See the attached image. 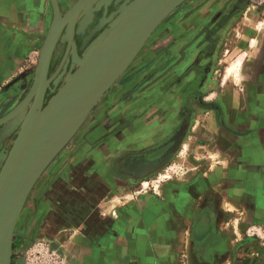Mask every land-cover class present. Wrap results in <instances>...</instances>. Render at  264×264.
<instances>
[{"label": "rangeland", "instance_id": "rangeland-1", "mask_svg": "<svg viewBox=\"0 0 264 264\" xmlns=\"http://www.w3.org/2000/svg\"><path fill=\"white\" fill-rule=\"evenodd\" d=\"M36 19L32 17V24ZM260 24L264 0H186L175 8L38 179L15 228L11 264H77L72 246L83 231L75 229L90 215L112 218L106 209L112 211L115 202L119 214L126 212L128 193L157 196L161 184L176 180L188 186L200 182L201 197L210 199L200 209L208 213L204 221H191L189 245L223 250L216 253V264H264V217L255 216L253 205L257 193L264 203V169L260 172L250 161L254 154L241 156L245 160L240 164L242 158L225 161L212 147L223 134L237 131L239 121L252 124L250 133L255 123L264 124ZM45 39L40 36L41 42ZM39 54L23 63L25 70L15 83L34 73ZM177 66L184 69L178 72ZM65 73L56 88L72 75ZM163 130L166 135L160 136ZM175 138L181 139L178 149L162 167H147L139 176L126 171L135 169L133 156L151 153ZM114 192L120 202L110 199ZM240 194L249 197L246 208L224 206L228 197L237 201Z\"/></svg>", "mask_w": 264, "mask_h": 264}, {"label": "crops", "instance_id": "crops-1", "mask_svg": "<svg viewBox=\"0 0 264 264\" xmlns=\"http://www.w3.org/2000/svg\"><path fill=\"white\" fill-rule=\"evenodd\" d=\"M49 3L51 0H0L1 102L17 95L20 88L15 82L17 77L21 78L22 71L25 70L23 63L27 62L34 53L40 52L45 44L46 39L41 42L40 36L44 35L47 38L52 25L53 18L49 13ZM33 16L37 17L35 24H32ZM182 67L177 66L176 71L184 69ZM34 69L37 70V67ZM33 74H35L34 83L36 72ZM236 79H241L240 73ZM251 125L246 121L234 124L237 131L223 134V137L219 138L220 142L214 141L216 143L212 145L213 152L221 155L228 162L231 161L230 156L248 158L254 154L255 158L249 160L255 163L256 167H260L261 172L264 169V124L255 123L254 130L250 133L247 129ZM164 135H166L165 130L161 131L160 136ZM122 140L125 141V138ZM173 142L175 139L168 142V148ZM164 149L167 152L166 147ZM164 149H160L155 154L135 155L130 160V164L139 172L147 167L156 166L165 159ZM244 158L239 161L240 164L244 162ZM146 160L149 163L145 166ZM126 170H130L133 175L142 174L136 173L129 167ZM119 182L117 179L113 181L116 188L119 187ZM199 184L200 182L188 186L182 180L161 184L160 189L157 188L159 193L157 196L143 194L139 198H134L124 213L119 214L117 208L116 214H113L111 209H106V213L118 218L103 219L93 213L86 219L81 229H75L76 232L83 231L78 236L77 243L72 246V252L77 257V264H216V253L219 254L223 250L197 248L193 244L189 245L187 241L191 221L199 219L204 221V215L208 214L204 209L200 210L201 206L203 207L204 203L207 204L210 199L206 196L201 197L198 190ZM136 193L140 192L128 193L126 197ZM116 195L114 192L110 199L115 198L120 202ZM201 198L202 203L199 202ZM259 199H261L259 194H255L254 214L257 218L263 219L261 205L264 203ZM248 200L249 197L240 194L237 201L228 197L224 206L232 203L239 209L244 205L247 206ZM209 215L211 216L212 213ZM96 216L98 218H94ZM93 220L95 225L99 223L100 227L91 226L94 224ZM211 235H213L212 242L213 232ZM189 241L192 242V240Z\"/></svg>", "mask_w": 264, "mask_h": 264}, {"label": "water", "instance_id": "water-1", "mask_svg": "<svg viewBox=\"0 0 264 264\" xmlns=\"http://www.w3.org/2000/svg\"><path fill=\"white\" fill-rule=\"evenodd\" d=\"M88 1L80 0L62 18L58 0H51L54 20L39 54L35 83L22 103L0 121L2 124L16 115L36 96L0 173V264H11L18 216L36 180L84 123L101 96L125 72L160 22L186 0H134L81 69L70 76L43 108L49 84L48 69L56 44L69 17L79 13ZM143 19L146 25L139 29L138 24ZM180 140L176 138L171 148L167 143L151 152L155 154L168 148L167 152L164 149V161L151 167V171L167 162L169 154L178 149Z\"/></svg>", "mask_w": 264, "mask_h": 264}, {"label": "flooded vegetation", "instance_id": "flooded-vegetation-1", "mask_svg": "<svg viewBox=\"0 0 264 264\" xmlns=\"http://www.w3.org/2000/svg\"><path fill=\"white\" fill-rule=\"evenodd\" d=\"M79 1L80 0H58L62 18H64ZM133 1L134 0H89L79 13H75L69 17L51 58L47 78L49 84L44 97L43 108L49 104L52 97L54 98L67 83H63L64 85L59 89L56 88V83L62 78L64 72H66V75L68 72H72L71 74L73 75L81 69L82 65L92 55H89V53L92 52L91 50L98 38L112 29L114 24L123 15V11L128 9ZM49 6L53 15L52 3H49ZM31 72H37V70L34 69L31 70ZM34 76L35 74L27 75L26 79H23L24 81H20V89L16 96L6 101H0V121L16 109L27 97L34 85ZM35 98L16 115L0 124V173L21 132L24 118L28 116L32 109ZM144 162L145 166L149 163L148 160ZM140 166L142 167L141 164ZM126 169H128V167ZM134 171L138 174L143 172H139L136 168Z\"/></svg>", "mask_w": 264, "mask_h": 264}, {"label": "bare ground", "instance_id": "bare-ground-1", "mask_svg": "<svg viewBox=\"0 0 264 264\" xmlns=\"http://www.w3.org/2000/svg\"><path fill=\"white\" fill-rule=\"evenodd\" d=\"M176 8H177V7H176ZM173 11H174V10H173ZM53 20H54V18H53ZM52 23H53V21H52ZM160 23H161V22H160ZM145 25H146V21H144V19H143L142 21L139 22L138 27H139V29H141L142 26H145ZM51 26H52V25H51ZM158 26H159V25H158ZM158 26H157V27H158ZM157 27H156V28H157ZM263 27H264V25H263V24H262V25L260 24L259 29H262ZM50 29H51V27H50ZM49 33H50V31H49ZM49 33H48V35H49ZM148 39H149V38H148ZM148 39H147V40H148ZM253 40H254L253 43L256 44V43H257V42H256L257 39L254 38ZM145 43H146V42H145ZM254 46H255V45H254ZM43 47H44V46H43ZM142 48H143V47H142ZM140 51H141V50H140ZM135 58H136V57H135ZM135 58H134V59H135ZM240 59H241V58H238V61H240ZM241 61H242V60H241ZM132 62H133V61H132ZM236 62H237V61H236ZM234 64H235V63H234ZM240 64H241V63H240ZM240 64H239V65H240ZM235 66H236V65H235ZM235 66H233V67H235ZM128 67H129V66H128ZM233 67H232V68H233ZM235 68H236V67H235ZM233 69H234V68H233ZM229 71H230V70H229ZM37 72H38V69H37ZM37 72H36V73H37ZM47 78H48V77H47ZM119 78H120V77H119ZM35 80H36V77H35ZM47 82H48V80H47ZM34 83H35V81H34ZM114 83H115V82H114ZM114 83H113V84H114ZM113 84H112V85H113ZM110 88H111V87H110ZM110 88H109V89H110ZM109 89H108V90H109ZM108 90H107V91H108ZM107 91H106V92H107ZM106 92H105V93H106ZM105 93H104V94H105ZM104 94H103V95H104ZM103 95H102V96H103ZM102 96H101V97H102ZM98 101H99V100H98ZM98 101H97V102H98ZM95 105H96V104H95ZM93 108H94V107H93ZM38 110H39V109H38ZM90 112H91V111H90ZM87 117H88V116H87ZM26 118H27V117L24 118V121L26 120ZM82 125H83V124H82ZM55 157H56V156H55ZM55 157H54V158H55ZM54 158H53V159H54ZM53 159H52V160H53ZM51 162H52V161H51ZM51 162H50V163H51ZM50 163H49V164H50ZM47 167H48V166H47ZM47 167H46V168H47ZM45 170H46V169H45ZM45 170H44V171H45ZM44 171H43V172H44ZM1 172H2V171H1ZM43 172H42V173H43ZM41 175H42V174H41ZM41 175H40V176H41ZM40 176H39V178H40ZM39 178H38V179H39ZM181 178H185V173H183V174L181 175ZM38 179H37L36 182L34 183V186H35V184L37 183ZM34 186H33V187H34ZM146 186H147V183H145V187H146ZM33 187H32V189H33ZM32 189L30 190V193H31ZM30 193H29V194H30ZM139 194H140V193H136L135 195H134V194H129V195L126 197V203H130L131 201H133L134 198H135L136 196H138ZM28 196H29V195H28ZM27 198H28V197H27ZM26 200H27V199H26ZM115 201H116V200H115ZM25 202H26V201H25ZM117 202H118V201H117ZM114 203H115V202H114ZM114 203H112V205H111V207H112V213H113V214H116V213H117V212H116V208H117V206H114ZM24 204H25V203H24ZM115 204H116V203H115ZM235 206H236V205H235ZM235 206H234L232 203H227V208H229V209H232V208H235V209H236ZM23 207H24V205H23ZM23 207H22V209H21V211H20V214H19V216H18V219H19V217H20V215H21V212H22V210H23ZM113 216H114V215H113ZM17 222H18V220H17ZM16 225H17V224H16ZM15 228H16V227H15ZM14 232H15V230H14ZM263 247H264V246H263ZM229 263H230V262H229Z\"/></svg>", "mask_w": 264, "mask_h": 264}]
</instances>
